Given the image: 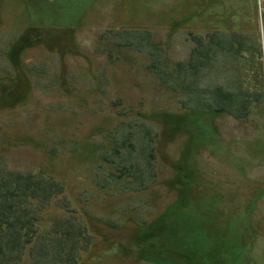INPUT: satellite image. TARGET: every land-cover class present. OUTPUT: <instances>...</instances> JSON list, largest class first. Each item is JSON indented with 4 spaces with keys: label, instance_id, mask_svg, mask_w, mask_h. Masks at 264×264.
Instances as JSON below:
<instances>
[{
    "label": "rangeland",
    "instance_id": "rangeland-1",
    "mask_svg": "<svg viewBox=\"0 0 264 264\" xmlns=\"http://www.w3.org/2000/svg\"><path fill=\"white\" fill-rule=\"evenodd\" d=\"M121 30L149 31L169 63L192 36L236 34L247 50L216 53L203 89L239 78L262 97L244 118L184 108ZM125 137L130 158L153 155L142 185L102 159ZM0 154L64 185L69 208L40 226L81 219L93 243L77 264H264V0H0Z\"/></svg>",
    "mask_w": 264,
    "mask_h": 264
},
{
    "label": "trees",
    "instance_id": "trees-1",
    "mask_svg": "<svg viewBox=\"0 0 264 264\" xmlns=\"http://www.w3.org/2000/svg\"><path fill=\"white\" fill-rule=\"evenodd\" d=\"M111 32L116 39L113 42L117 46H128L150 56L151 61L147 69L174 92L181 90V104L184 108L219 113L227 111L228 105L231 109L237 107V118H244L249 114L250 106L259 102L262 97V94H259L255 96L254 101L252 96L247 99L246 96L249 95L243 93L246 91L240 88L239 78L233 81L234 90L225 88L222 84H216L212 89H203L205 66L215 58L216 53L225 50L230 56L236 57L241 51L247 50L241 43L240 36L236 34L215 33L208 42L200 36H192L195 45L189 58L169 63L162 54L161 45L153 40L149 31ZM234 45L238 46L237 50H234ZM252 49L255 57L260 58V52L256 48ZM119 140V146H113L111 154L103 155L102 159L114 163L121 174L131 175L134 179L136 177L142 185L144 169L152 168L153 155L148 152L144 155V160H134L133 157L130 158V152L135 150L130 138ZM126 147L130 151L125 155L121 150ZM110 156L119 157V162L113 161ZM98 184L103 186L100 182ZM64 193V185L48 172H33L12 167L11 161L0 154V264H22L26 253L28 264L79 262L93 243V238L88 234L81 219L75 218L73 214L55 216L50 219L48 228L40 226L44 211L52 204L59 208H69V202L62 200L58 203L56 200L59 196H64Z\"/></svg>",
    "mask_w": 264,
    "mask_h": 264
}]
</instances>
